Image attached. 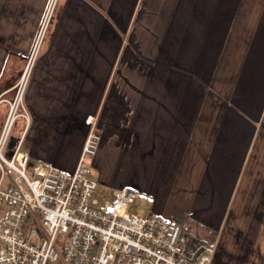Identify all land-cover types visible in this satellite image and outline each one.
<instances>
[{"label":"crops","instance_id":"0c3cea01","mask_svg":"<svg viewBox=\"0 0 264 264\" xmlns=\"http://www.w3.org/2000/svg\"><path fill=\"white\" fill-rule=\"evenodd\" d=\"M50 4L0 0V134ZM24 101L32 161L74 170L96 116L101 183L264 264V0H57Z\"/></svg>","mask_w":264,"mask_h":264},{"label":"built area","instance_id":"2783aa9c","mask_svg":"<svg viewBox=\"0 0 264 264\" xmlns=\"http://www.w3.org/2000/svg\"><path fill=\"white\" fill-rule=\"evenodd\" d=\"M56 1L0 134V264H214L216 243L190 239L186 219L131 214L138 196L131 187L96 197L99 183L89 178L102 140L96 116L87 118L89 131L72 171L32 161L24 137L9 152L18 118L30 121L24 97Z\"/></svg>","mask_w":264,"mask_h":264},{"label":"rangeland","instance_id":"374dc122","mask_svg":"<svg viewBox=\"0 0 264 264\" xmlns=\"http://www.w3.org/2000/svg\"><path fill=\"white\" fill-rule=\"evenodd\" d=\"M41 28L42 27H40V29L38 31V34H39ZM48 28H49V26H48ZM47 33H48V30H46V33L44 35L45 37H43L44 39H43V41L40 44V47H39V50H38V53H37L38 57L40 55L41 50L43 49V44H44V41L46 39ZM38 34H37V37H36L34 43L32 44L31 50H30L29 55H28V57L26 59L25 65H24L23 70H22V72H21V74L19 76V79L22 76V74H23L24 70L26 69V67L28 66L29 61L32 59L31 57H32V54L34 52V48H35L36 43H37ZM38 57H37V59H38ZM89 178L91 180L97 181L99 183V187H98V189L96 191V197L99 198L100 200L103 199V195L104 194H111L112 193L113 188H110V186H108L107 184L101 183L99 181V170H98V168H96V167L90 168ZM149 208H150L149 202L144 198V196L139 194L138 197L136 198L135 202L130 206L129 212L131 214L146 215V212L149 210ZM0 213H1V210H0ZM222 247H224V244L222 245ZM246 251H247V246H244L242 243H239L238 248H237V253H234L228 259L233 260L234 264H245ZM237 254H241L244 257H240L239 258V256ZM58 264H63V263L60 262Z\"/></svg>","mask_w":264,"mask_h":264},{"label":"water","instance_id":"95a60500","mask_svg":"<svg viewBox=\"0 0 264 264\" xmlns=\"http://www.w3.org/2000/svg\"><path fill=\"white\" fill-rule=\"evenodd\" d=\"M14 139H15V138H13V139L11 140V142H10V144H9L10 147H12V146L14 145V143H15V142H14ZM9 152H11V151L9 150Z\"/></svg>","mask_w":264,"mask_h":264},{"label":"trees","instance_id":"16d2710c","mask_svg":"<svg viewBox=\"0 0 264 264\" xmlns=\"http://www.w3.org/2000/svg\"><path fill=\"white\" fill-rule=\"evenodd\" d=\"M17 123V122H16ZM16 125V124H15Z\"/></svg>","mask_w":264,"mask_h":264}]
</instances>
